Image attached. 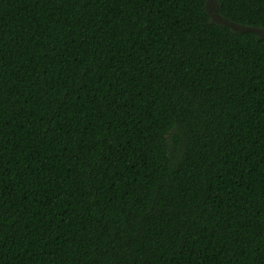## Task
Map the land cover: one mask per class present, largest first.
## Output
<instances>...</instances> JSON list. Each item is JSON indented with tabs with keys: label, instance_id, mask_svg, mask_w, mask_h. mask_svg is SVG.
I'll list each match as a JSON object with an SVG mask.
<instances>
[{
	"label": "trees",
	"instance_id": "obj_1",
	"mask_svg": "<svg viewBox=\"0 0 264 264\" xmlns=\"http://www.w3.org/2000/svg\"><path fill=\"white\" fill-rule=\"evenodd\" d=\"M214 2L0 0V264H264V0Z\"/></svg>",
	"mask_w": 264,
	"mask_h": 264
},
{
	"label": "rangeland",
	"instance_id": "obj_2",
	"mask_svg": "<svg viewBox=\"0 0 264 264\" xmlns=\"http://www.w3.org/2000/svg\"><path fill=\"white\" fill-rule=\"evenodd\" d=\"M207 8L208 12L210 13L211 18L216 21V22H223V23H228L225 19H223L217 12H216V4L214 0H207ZM231 26L235 29H241L239 25L237 24H231Z\"/></svg>",
	"mask_w": 264,
	"mask_h": 264
}]
</instances>
